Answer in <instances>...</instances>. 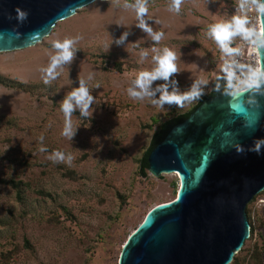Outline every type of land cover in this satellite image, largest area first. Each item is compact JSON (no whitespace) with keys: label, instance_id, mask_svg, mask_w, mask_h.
<instances>
[{"label":"rangeland","instance_id":"obj_1","mask_svg":"<svg viewBox=\"0 0 264 264\" xmlns=\"http://www.w3.org/2000/svg\"><path fill=\"white\" fill-rule=\"evenodd\" d=\"M236 2L96 0L41 43L0 53V79L21 85L0 84V179L27 185L21 202L0 183V264H117L149 209L176 196L175 173L142 176L139 160L172 108L187 112L228 74V52L210 26L231 23ZM65 40L72 57L53 77L47 69L63 53L55 44ZM166 51L177 70L164 76L157 70ZM82 86L92 97L87 109L69 100ZM193 89L190 99L163 100ZM248 208L254 234L238 257L264 264V192Z\"/></svg>","mask_w":264,"mask_h":264},{"label":"water","instance_id":"obj_2","mask_svg":"<svg viewBox=\"0 0 264 264\" xmlns=\"http://www.w3.org/2000/svg\"><path fill=\"white\" fill-rule=\"evenodd\" d=\"M94 1L0 0V53L41 43ZM257 49L264 72V41L257 39ZM261 139L264 84L220 90L172 126L147 162L154 177L177 175L176 196L149 209L117 264H230L250 237L246 206L264 191V147L251 150Z\"/></svg>","mask_w":264,"mask_h":264},{"label":"clouds","instance_id":"obj_3","mask_svg":"<svg viewBox=\"0 0 264 264\" xmlns=\"http://www.w3.org/2000/svg\"><path fill=\"white\" fill-rule=\"evenodd\" d=\"M180 0H177V5L179 4ZM243 7V4L241 5ZM249 7H254L257 11V15L260 18H264V2H261V0H252V3L249 5ZM140 12L146 11V9L141 6L139 8ZM19 16L21 18H26V13L22 10H18ZM247 24V18L246 17H236L234 18L233 22L231 23H215L210 26V34L213 36V38L220 42L222 48L226 52H238L239 49L235 48H229L228 47V41L231 40L232 37L236 35H242L245 39H249L251 37H256L257 39L264 41V25H261L260 29L257 30L254 26L252 28L246 27ZM159 39V37H156ZM71 40H65L64 42H57L55 44V47L63 49V53L59 56L53 57L51 64L49 68L47 69V72L51 76H56L58 73L55 72V68L58 64H60L62 61H68L72 57L71 51H69V45L71 44ZM175 60V54L172 51H166V54L159 59L160 67L157 70L158 74H162L164 76H167L171 72H175L176 65L174 64ZM225 71H228L226 68ZM142 76L149 75L148 73H142ZM231 76L232 74L229 73ZM153 79L155 76L153 75ZM47 82V81H45ZM261 84H264V72L260 70V68H257L253 73L250 80L247 81L245 85V90H247L248 87H259ZM196 95V90L193 89L192 92L188 93L185 96H176V95H167L165 94L163 96L164 101L169 102H179L181 100H187L191 97ZM75 98L77 103L81 104L83 109H87L89 102L92 100V97L88 95V91L85 87H80L78 90H75L71 93L69 100ZM72 109L71 103L68 101H65L63 104V110L64 112L70 113ZM87 114V113H85ZM70 129V124L66 127L65 134H68V131ZM264 147V139L257 140L254 146L252 147V151L260 153L261 148ZM43 151V149H41ZM242 150V149H240ZM56 156L58 159H63V155L61 153H56ZM71 158H69L70 161Z\"/></svg>","mask_w":264,"mask_h":264},{"label":"built area","instance_id":"obj_4","mask_svg":"<svg viewBox=\"0 0 264 264\" xmlns=\"http://www.w3.org/2000/svg\"><path fill=\"white\" fill-rule=\"evenodd\" d=\"M252 0H237L234 7V18L246 17V27L252 28L253 26L259 30L260 18L254 7H249ZM243 4V7L241 6ZM233 22V21H232ZM229 48L239 49L238 52H228L230 59V67L228 74L231 73L229 88L235 90L236 88L243 87L248 80L251 79L252 73L260 68V59L257 49V38L251 37L245 39L242 35L232 37Z\"/></svg>","mask_w":264,"mask_h":264},{"label":"trees","instance_id":"obj_5","mask_svg":"<svg viewBox=\"0 0 264 264\" xmlns=\"http://www.w3.org/2000/svg\"><path fill=\"white\" fill-rule=\"evenodd\" d=\"M229 82H230V76L229 75L224 74V75L218 76L211 83L210 93L208 95L204 96L203 98H201L198 101V103L195 104L190 110H188L187 112L182 113V114H176L174 108H172L173 113L171 114V116L167 120H165L164 122L158 123L156 129L154 130L151 141H150V145L147 148V150L144 152L142 158L139 160V172H138L139 174H141L142 176H146V174L148 172L147 157H148L149 153L159 142H161L165 138V136L167 135V133L169 132L171 127L182 122L183 120H185L201 104V102L205 98L217 94L220 90L222 91V93H228L230 91V88L228 86ZM0 84L4 85L5 87H8V88H20L21 87L20 83L18 84V83H15L14 81H9V80L0 79ZM169 95H171V93H169ZM0 183H4V184L9 185L12 188H14L16 193H17L16 195L18 197V200L22 202L21 190H22V186L24 185L22 181H14V180H8L7 181V180H1L0 179ZM24 186H27V185H24ZM261 193H259L257 196H255L250 203L255 201V199ZM248 205H249V203H248ZM248 205L246 206V215H247V219H248L249 224H250V237H249V239H252L253 234H254V226H253L252 221H251V211L249 210ZM25 245L28 246V241H25ZM254 249L255 248L252 246L251 254L248 257V262L250 261V258H252V259L256 258L255 257L256 253H255ZM238 254L235 255V257L233 258V261L230 264H241L242 263V261L240 260V257H238ZM244 264H245V262H244Z\"/></svg>","mask_w":264,"mask_h":264},{"label":"bare ground","instance_id":"obj_6","mask_svg":"<svg viewBox=\"0 0 264 264\" xmlns=\"http://www.w3.org/2000/svg\"><path fill=\"white\" fill-rule=\"evenodd\" d=\"M243 89H245V88L240 87V88H236L235 90H236V91H240V90H243Z\"/></svg>","mask_w":264,"mask_h":264}]
</instances>
